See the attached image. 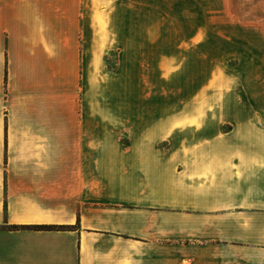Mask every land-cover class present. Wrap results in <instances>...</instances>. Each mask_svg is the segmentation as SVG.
I'll use <instances>...</instances> for the list:
<instances>
[{
  "label": "crops",
  "instance_id": "obj_1",
  "mask_svg": "<svg viewBox=\"0 0 264 264\" xmlns=\"http://www.w3.org/2000/svg\"><path fill=\"white\" fill-rule=\"evenodd\" d=\"M140 3L0 0V264H264V96L165 112L186 70Z\"/></svg>",
  "mask_w": 264,
  "mask_h": 264
},
{
  "label": "rangeland",
  "instance_id": "obj_2",
  "mask_svg": "<svg viewBox=\"0 0 264 264\" xmlns=\"http://www.w3.org/2000/svg\"><path fill=\"white\" fill-rule=\"evenodd\" d=\"M115 1L92 0L98 22L99 10L107 15ZM140 2V19L143 22L145 17L151 23L147 32L156 33L155 26L161 24L168 38L171 34L166 47L171 48L172 71L179 68L180 61L186 70L180 79L179 73L173 75L172 86L161 90L168 104L165 112L179 113V99L185 95L193 102L202 98L205 112H221V104L235 97L264 96V0ZM146 3L148 9L143 6ZM98 25H93V104L98 107L105 100L103 106L110 107V89L104 88L102 97L100 84L107 79L106 70L113 72L116 67L115 42L110 28L103 25L101 33Z\"/></svg>",
  "mask_w": 264,
  "mask_h": 264
},
{
  "label": "trees",
  "instance_id": "obj_3",
  "mask_svg": "<svg viewBox=\"0 0 264 264\" xmlns=\"http://www.w3.org/2000/svg\"><path fill=\"white\" fill-rule=\"evenodd\" d=\"M41 228H43V227H41Z\"/></svg>",
  "mask_w": 264,
  "mask_h": 264
}]
</instances>
